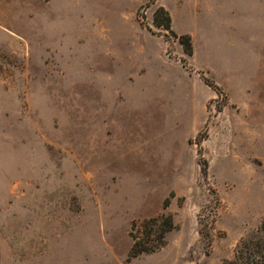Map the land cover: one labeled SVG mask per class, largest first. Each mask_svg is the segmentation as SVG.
<instances>
[{"label":"rangeland","instance_id":"374dc122","mask_svg":"<svg viewBox=\"0 0 264 264\" xmlns=\"http://www.w3.org/2000/svg\"><path fill=\"white\" fill-rule=\"evenodd\" d=\"M263 218L264 0H0V264H229Z\"/></svg>","mask_w":264,"mask_h":264},{"label":"trees","instance_id":"16d2710c","mask_svg":"<svg viewBox=\"0 0 264 264\" xmlns=\"http://www.w3.org/2000/svg\"><path fill=\"white\" fill-rule=\"evenodd\" d=\"M164 12L163 9L159 10ZM166 14V13H165ZM161 25V24H157ZM164 28L170 29V19L165 18ZM181 43L187 52L191 51V43L188 36L181 37ZM165 205V204H164ZM142 223V237L133 235V228L130 231L132 244L128 252V257H135L141 253L152 252L164 243V235L174 227L169 214H160L149 219H144ZM229 264H264V218L261 221L254 236L242 240L236 250L235 258L228 261Z\"/></svg>","mask_w":264,"mask_h":264},{"label":"crops","instance_id":"0c3cea01","mask_svg":"<svg viewBox=\"0 0 264 264\" xmlns=\"http://www.w3.org/2000/svg\"><path fill=\"white\" fill-rule=\"evenodd\" d=\"M108 66H109V63H108ZM101 67H104V68L107 69V66H105V65H103V66H101ZM111 69H113V66H111ZM103 71H106V70H103ZM111 71H112V70H111ZM112 72H113V71H112ZM107 74H108V73H107ZM107 74H106V76H105V79H106V80L110 79V81H111V85H113L114 78H113L112 74H111V76H108ZM108 128H109V127H108ZM114 134H116V133H114ZM105 142H106V141H105ZM106 143H107V142H106ZM107 144H108V143H107ZM110 152H111L110 150L106 149L105 154H107V156H105V158H107V160H110V159L112 160V157H108V154L111 155ZM124 158H126V157H124Z\"/></svg>","mask_w":264,"mask_h":264}]
</instances>
